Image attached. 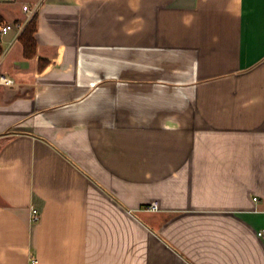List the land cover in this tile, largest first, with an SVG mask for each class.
<instances>
[{
    "label": "crops",
    "instance_id": "1",
    "mask_svg": "<svg viewBox=\"0 0 264 264\" xmlns=\"http://www.w3.org/2000/svg\"><path fill=\"white\" fill-rule=\"evenodd\" d=\"M0 47V264H264V0H0Z\"/></svg>",
    "mask_w": 264,
    "mask_h": 264
},
{
    "label": "built area",
    "instance_id": "2",
    "mask_svg": "<svg viewBox=\"0 0 264 264\" xmlns=\"http://www.w3.org/2000/svg\"><path fill=\"white\" fill-rule=\"evenodd\" d=\"M24 11L25 12H29L31 13V18H35L37 13L39 12V6L35 7L34 10H29L28 7H24ZM19 36H21L23 34V32L25 31V25H18L16 26ZM12 30H14V26L13 25H9V24H4L1 27V34L2 35H7L9 32H11ZM16 85V81L15 79H13L12 77L2 73L0 71V97H1V91L4 88H12ZM255 201H258L257 198L254 199ZM148 211H157L158 210V205L156 203H153L152 205H150V207L147 208ZM31 220L33 223H39L41 221V214L39 211L37 210H33L32 211V217ZM259 237H264V229L259 231L258 233Z\"/></svg>",
    "mask_w": 264,
    "mask_h": 264
},
{
    "label": "trees",
    "instance_id": "3",
    "mask_svg": "<svg viewBox=\"0 0 264 264\" xmlns=\"http://www.w3.org/2000/svg\"><path fill=\"white\" fill-rule=\"evenodd\" d=\"M37 30L36 18H34L26 27L25 31L21 35V41L24 46L25 56L27 58H32L36 52V42L34 39V35ZM2 53V49L0 47V56Z\"/></svg>",
    "mask_w": 264,
    "mask_h": 264
}]
</instances>
